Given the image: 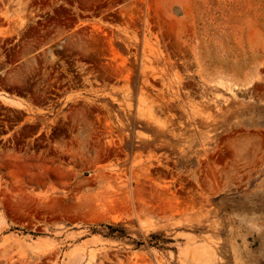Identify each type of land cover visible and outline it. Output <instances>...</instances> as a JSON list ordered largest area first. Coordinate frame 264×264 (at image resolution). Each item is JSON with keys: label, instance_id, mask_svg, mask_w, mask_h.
<instances>
[{"label": "rangeland", "instance_id": "obj_1", "mask_svg": "<svg viewBox=\"0 0 264 264\" xmlns=\"http://www.w3.org/2000/svg\"><path fill=\"white\" fill-rule=\"evenodd\" d=\"M0 93V264H264V0H0Z\"/></svg>", "mask_w": 264, "mask_h": 264}, {"label": "bare ground", "instance_id": "obj_2", "mask_svg": "<svg viewBox=\"0 0 264 264\" xmlns=\"http://www.w3.org/2000/svg\"><path fill=\"white\" fill-rule=\"evenodd\" d=\"M22 25V24H21ZM91 40V39H90ZM93 40H94V38H93ZM95 40H96V38H95ZM94 42H96V41H94ZM91 43V42H90ZM111 43V42H110ZM109 43V45H111ZM109 47H113L112 45L111 46H109ZM110 51H112V50H110ZM114 52H112V54H113ZM117 53L118 52H115L114 54L115 55H117ZM234 75V74H233ZM179 81V80H178ZM227 85V84H226ZM237 85V84H236ZM232 87V86H231ZM230 87V88H231ZM235 88H236V86H235ZM248 89V88H247ZM235 90V89H234ZM0 98L4 101V102H6L7 104H9L10 106H13V107H16V108H23L25 105L22 103V101L21 100H19V99H12V98H10V97H8V96H6V95H2L1 93H0ZM238 99V98H237ZM154 103V102H153ZM258 107V106H257ZM259 108V107H258ZM156 109V108H155ZM248 109V108H247ZM247 111V110H246ZM244 113V112H243ZM237 123V122H236ZM230 151V150H229ZM228 151V152H229ZM230 153V152H229ZM141 161V160H140ZM102 175V174H101ZM100 175V176H101ZM99 178V177H98ZM156 184V183H155ZM158 185H159V183H158ZM156 186V185H155ZM158 187H160V186H158ZM158 187H157V189H158ZM162 187V186H161ZM160 187V188H161ZM160 190V189H159ZM131 193V192H130ZM138 195V194H137ZM129 196H130V194H129ZM135 197V196H134ZM138 198V197H137ZM141 198V197H140ZM126 199V198H125ZM167 199V198H166ZM142 201V200H141ZM169 201V200H168ZM172 203V202H171ZM161 208H163V206L161 207ZM166 208V207H165ZM168 209V208H167ZM171 209V208H170ZM181 209V208H180ZM180 209H179V211H180ZM178 210V209H177Z\"/></svg>", "mask_w": 264, "mask_h": 264}, {"label": "crops", "instance_id": "obj_3", "mask_svg": "<svg viewBox=\"0 0 264 264\" xmlns=\"http://www.w3.org/2000/svg\"><path fill=\"white\" fill-rule=\"evenodd\" d=\"M8 97H10V98H12V99H19L18 97H14V96H8ZM20 100V99H19Z\"/></svg>", "mask_w": 264, "mask_h": 264}]
</instances>
